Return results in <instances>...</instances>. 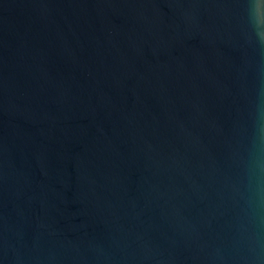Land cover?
<instances>
[{
    "label": "water",
    "instance_id": "water-1",
    "mask_svg": "<svg viewBox=\"0 0 264 264\" xmlns=\"http://www.w3.org/2000/svg\"><path fill=\"white\" fill-rule=\"evenodd\" d=\"M252 0H0V264H264Z\"/></svg>",
    "mask_w": 264,
    "mask_h": 264
},
{
    "label": "clouds",
    "instance_id": "clouds-1",
    "mask_svg": "<svg viewBox=\"0 0 264 264\" xmlns=\"http://www.w3.org/2000/svg\"><path fill=\"white\" fill-rule=\"evenodd\" d=\"M249 20L258 41L264 44V0H252Z\"/></svg>",
    "mask_w": 264,
    "mask_h": 264
}]
</instances>
